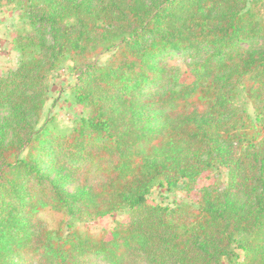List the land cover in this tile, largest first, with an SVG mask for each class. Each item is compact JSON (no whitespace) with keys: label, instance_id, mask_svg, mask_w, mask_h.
Segmentation results:
<instances>
[{"label":"trees","instance_id":"16d2710c","mask_svg":"<svg viewBox=\"0 0 264 264\" xmlns=\"http://www.w3.org/2000/svg\"><path fill=\"white\" fill-rule=\"evenodd\" d=\"M6 1L30 29L0 75V264H264V0ZM67 61L87 114L59 131L38 123ZM221 168L197 205L150 200ZM46 208L69 219L52 230ZM123 210L98 236L75 226Z\"/></svg>","mask_w":264,"mask_h":264},{"label":"rangeland","instance_id":"374dc122","mask_svg":"<svg viewBox=\"0 0 264 264\" xmlns=\"http://www.w3.org/2000/svg\"><path fill=\"white\" fill-rule=\"evenodd\" d=\"M29 25L24 21L21 10L15 3H9L6 0L0 5V75L7 74L10 70L17 68L21 60V54L17 49L16 37L19 33H25L29 30ZM250 47V43L244 44ZM113 51H107L96 57V61L105 64ZM165 62L178 67L184 80H191L189 66L192 59L185 53H171L165 57ZM72 62L67 61L63 67L53 72L49 77V99L47 100L42 117L38 125L46 121L56 130L63 131L68 129L74 119L87 112L76 104L71 95L70 87L76 83L77 75L72 69ZM236 106L240 109H246L255 122L256 112L252 102L243 90L238 92L235 100ZM228 180L227 170L224 168L216 172H206L198 180L196 189L187 194L181 189H170L165 182L156 184L150 196V200L162 205L174 206L178 201H186L197 205L200 198V189L209 186L216 181L226 183ZM40 217L46 222L52 230L59 228L63 220L69 219L68 215L55 212L51 208H46L40 213ZM127 211H119L112 216H106L98 219H87L75 222V226L82 231H88L94 236H98L103 231H110L118 220L126 219ZM110 236V235H109ZM242 253L241 251H239ZM227 264L226 261H224ZM92 264H106L101 258L95 259ZM145 264V263H139Z\"/></svg>","mask_w":264,"mask_h":264}]
</instances>
